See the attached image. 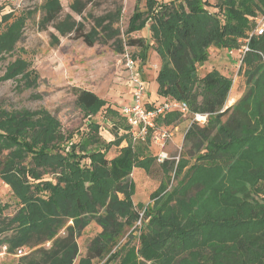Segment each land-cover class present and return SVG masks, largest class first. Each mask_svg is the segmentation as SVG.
Here are the masks:
<instances>
[{
    "label": "trees",
    "instance_id": "trees-1",
    "mask_svg": "<svg viewBox=\"0 0 264 264\" xmlns=\"http://www.w3.org/2000/svg\"><path fill=\"white\" fill-rule=\"evenodd\" d=\"M70 7L81 15L85 5L82 0H71ZM145 7L141 10L137 4L122 33L118 25L121 6L99 15L90 13L93 25L87 30L83 21L64 14L60 0H45L39 25L42 30L52 26L60 36L82 38L90 46L110 43L118 52H124L126 45L137 46L143 62L151 47L157 52L162 59L158 94L188 102L193 113L209 114L206 125L193 122L187 130L185 145L192 146L185 155L161 163L165 173L174 172L176 183L171 188L160 186L153 193L152 205L136 204L130 176L136 167L150 169L155 159H141L131 144L108 158L112 145L123 138L105 140L96 121L90 120L76 139L45 108L9 110L0 103V179L19 202L14 214L5 215L6 205L0 199V253L3 247L8 253L28 248L25 264H75L77 238L95 221L101 231L80 264L94 259H104V264H264V83L260 84L264 33L250 37L251 51L242 61V65H252L250 79L260 73L255 84L263 95L254 108L246 105L252 94L238 107L225 108L233 79L215 68L200 77L198 70L211 46H240L241 39L257 26L264 0H145ZM3 21L0 62L15 50L23 24L22 18L12 14ZM147 26L153 43L131 36ZM53 38L52 44L59 43L57 35ZM8 79L34 88L39 74L18 56L0 76V81ZM76 96L86 114L96 115L106 105L89 90L77 89ZM105 112L119 115L110 106ZM179 114L167 113L158 124L171 125ZM121 119L124 126L114 121L116 137L119 128H131L124 116ZM211 121L215 131L208 124ZM146 141L151 142V135ZM233 150L240 160L229 170L253 164L247 176L259 197L253 194L258 191L245 187L227 189L226 184L211 180L215 173L202 176L224 171L223 164ZM190 158L196 163L188 166Z\"/></svg>",
    "mask_w": 264,
    "mask_h": 264
},
{
    "label": "rangeland",
    "instance_id": "rangeland-1",
    "mask_svg": "<svg viewBox=\"0 0 264 264\" xmlns=\"http://www.w3.org/2000/svg\"><path fill=\"white\" fill-rule=\"evenodd\" d=\"M44 1L0 0V24L2 26H4L3 17L7 14H12L15 18L20 17L23 22L19 29L20 38L16 43L15 50L7 54L5 59L0 62V76L5 73L8 64L18 56L27 59L32 68L39 74L38 85L34 88H24L15 79L0 81V103L9 110L45 108L60 121L64 131L75 133L76 139L79 138L81 132L86 130L90 120L96 121L100 124V135L105 140L115 141L119 137L123 138L120 144L112 145L107 153L108 158L116 155L120 147L131 144L140 152L141 159L144 157L155 159L150 169L136 167L130 176V179L135 183L134 202L152 205L153 193L159 190L160 186L164 184L167 188H171L176 183L174 172L165 173L161 163L157 161L156 155L160 150H164L168 154V159H175V161H178L181 155H185V151L192 146L191 143L185 145V134L194 122L193 112L180 113L169 126L159 124V129L168 130L171 133V136L166 138L163 144L156 143L153 138H151L150 143L144 139L135 138L131 129L125 130L123 127L118 129V137H116L113 133L115 130L114 121H119L122 126L125 125L124 120L121 119L123 116L122 107L132 101L133 87L127 68L128 57L134 59V71L146 85L147 96H145L144 101L148 98V101L154 100L159 103L165 99L158 94L157 76L162 65L161 57L151 47L147 53V60L143 62L139 56L141 50L137 46L126 45L124 52H118L110 43L97 42L90 46L82 38H76L74 35L60 36L52 26L42 30L39 19L43 13L41 5ZM60 1L64 8V14L70 13L78 21H83L87 30L93 25L92 18L89 16L90 13L99 15L121 6L122 13L118 25L122 33L126 32L130 17L137 4L141 10L146 8L145 0L138 2L137 0H82L85 8L80 15L70 7L71 0ZM210 1L213 3L215 0ZM53 35L58 36L59 43L52 44ZM131 36L144 37L153 43L148 26L143 30L131 33ZM229 50L228 48L211 46L208 59L198 67L199 76H203L213 68L218 69L233 79L231 93L225 108L238 107V104L251 94L252 97H249L247 100L249 103L246 105L254 108L255 102L262 99L263 95L262 90H256L258 86L256 87L255 84L260 73H256L250 79V72L254 71L252 65H242V57L238 55L237 49L234 50L233 54L229 53ZM255 63L260 62L256 60ZM263 83L264 78L261 79L260 84ZM77 89L96 93L98 97L106 101V105L96 115L86 114L77 102ZM107 106L113 108L119 115L106 114L105 108ZM228 115H225L222 120L225 121ZM195 122L200 125L196 120ZM208 124L215 131L213 122ZM262 126H264V121H261ZM261 133L264 134V132ZM253 134L254 132L251 134L244 133V136L248 137ZM236 159L237 161L240 160V156H235V150H233L232 156L223 164L224 171L205 172L202 176H213L212 174L215 173L211 180H217L221 185L226 184L225 187L229 190L240 191L245 187L251 192L258 191L254 188L255 184L247 176L250 169L254 167L253 164H247L242 170L233 172L229 170L230 165ZM193 163H196L195 158H190L188 166ZM258 193L259 191L254 192V197L257 198L261 195ZM0 199L6 205L5 215L14 214L19 208L18 199L12 189L1 179ZM100 231L101 227L95 221H92L82 230L81 235L77 238L79 253L75 259V264H80L81 260L85 259L91 240ZM127 236L128 233L125 234L122 242L127 239ZM48 245L46 243V246ZM29 252L28 248H23L22 253H18V251L17 253H8L3 247L0 253V264H25V255ZM104 261V259H94L88 264H104Z\"/></svg>",
    "mask_w": 264,
    "mask_h": 264
},
{
    "label": "built area",
    "instance_id": "built-area-1",
    "mask_svg": "<svg viewBox=\"0 0 264 264\" xmlns=\"http://www.w3.org/2000/svg\"><path fill=\"white\" fill-rule=\"evenodd\" d=\"M264 33V12L257 17V26L251 31L246 38L241 39L238 48H232L229 53L233 54L234 50L242 57L243 61L246 53L251 51L249 40L252 35H261ZM135 61L128 57L127 68L129 69L131 84H132V101L128 105L122 107V115L125 117L130 129L133 131L135 138L146 140L151 135V138L158 144H163L164 140L171 136L168 130L159 129L158 119L165 116L167 113L178 112L186 114L191 112L190 105L186 101L178 100L171 97H165L162 102H156L152 106H148V101H144L146 95V85L143 80L134 71ZM195 120L200 125L207 123L208 113H193ZM202 114V115H200ZM163 130V131H162ZM157 161L162 163L168 159V154L164 150L157 153ZM23 249H19L18 253H22Z\"/></svg>",
    "mask_w": 264,
    "mask_h": 264
},
{
    "label": "crops",
    "instance_id": "crops-1",
    "mask_svg": "<svg viewBox=\"0 0 264 264\" xmlns=\"http://www.w3.org/2000/svg\"><path fill=\"white\" fill-rule=\"evenodd\" d=\"M231 93V92H230ZM163 97V96H162ZM150 100V99H149ZM147 101H148V98H147ZM151 102V101H150ZM151 103H156L154 100H152V102ZM161 125H165V124H161ZM165 126H167V125H165ZM169 126V125H168ZM177 127V126H176Z\"/></svg>",
    "mask_w": 264,
    "mask_h": 264
},
{
    "label": "bare ground",
    "instance_id": "bare-ground-1",
    "mask_svg": "<svg viewBox=\"0 0 264 264\" xmlns=\"http://www.w3.org/2000/svg\"><path fill=\"white\" fill-rule=\"evenodd\" d=\"M200 115H202V114H200Z\"/></svg>",
    "mask_w": 264,
    "mask_h": 264
}]
</instances>
